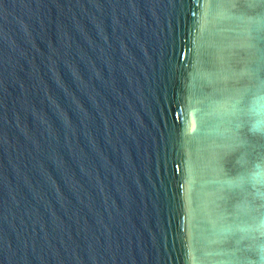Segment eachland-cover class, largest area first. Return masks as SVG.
<instances>
[{
	"label": "water",
	"instance_id": "obj_1",
	"mask_svg": "<svg viewBox=\"0 0 264 264\" xmlns=\"http://www.w3.org/2000/svg\"><path fill=\"white\" fill-rule=\"evenodd\" d=\"M0 264H264V0H0Z\"/></svg>",
	"mask_w": 264,
	"mask_h": 264
}]
</instances>
